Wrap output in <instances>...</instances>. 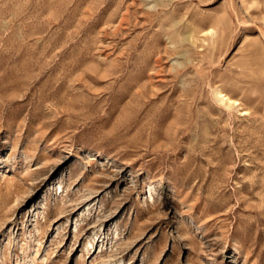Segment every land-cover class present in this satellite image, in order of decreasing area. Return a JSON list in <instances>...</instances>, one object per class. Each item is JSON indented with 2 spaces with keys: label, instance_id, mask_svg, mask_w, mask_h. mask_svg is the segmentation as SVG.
<instances>
[{
  "label": "rangeland",
  "instance_id": "1",
  "mask_svg": "<svg viewBox=\"0 0 264 264\" xmlns=\"http://www.w3.org/2000/svg\"><path fill=\"white\" fill-rule=\"evenodd\" d=\"M0 264H264V0H0Z\"/></svg>",
  "mask_w": 264,
  "mask_h": 264
},
{
  "label": "bare ground",
  "instance_id": "2",
  "mask_svg": "<svg viewBox=\"0 0 264 264\" xmlns=\"http://www.w3.org/2000/svg\"><path fill=\"white\" fill-rule=\"evenodd\" d=\"M223 98H225L226 96H222ZM226 101L230 102V99L226 97Z\"/></svg>",
  "mask_w": 264,
  "mask_h": 264
}]
</instances>
